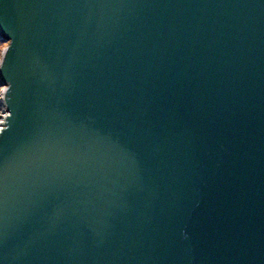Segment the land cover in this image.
Returning <instances> with one entry per match:
<instances>
[{
	"label": "water",
	"instance_id": "95a60500",
	"mask_svg": "<svg viewBox=\"0 0 264 264\" xmlns=\"http://www.w3.org/2000/svg\"><path fill=\"white\" fill-rule=\"evenodd\" d=\"M0 264H264V0H0Z\"/></svg>",
	"mask_w": 264,
	"mask_h": 264
},
{
	"label": "rangeland",
	"instance_id": "374dc122",
	"mask_svg": "<svg viewBox=\"0 0 264 264\" xmlns=\"http://www.w3.org/2000/svg\"><path fill=\"white\" fill-rule=\"evenodd\" d=\"M1 44H0V58L2 57L3 53H4V49L7 47V43L4 42V40H1ZM4 85L3 83L0 82V102L2 100V96H3V92H4ZM1 122H2V117L0 116V125H1Z\"/></svg>",
	"mask_w": 264,
	"mask_h": 264
},
{
	"label": "bare ground",
	"instance_id": "6f19581e",
	"mask_svg": "<svg viewBox=\"0 0 264 264\" xmlns=\"http://www.w3.org/2000/svg\"><path fill=\"white\" fill-rule=\"evenodd\" d=\"M1 63H2V58H0V65H1ZM4 93V92H3ZM2 93V94H3ZM3 100H4V94H3V96H2V100H1V102H0V116L2 117V119L3 118H5V105H4V103H3Z\"/></svg>",
	"mask_w": 264,
	"mask_h": 264
},
{
	"label": "trees",
	"instance_id": "16d2710c",
	"mask_svg": "<svg viewBox=\"0 0 264 264\" xmlns=\"http://www.w3.org/2000/svg\"><path fill=\"white\" fill-rule=\"evenodd\" d=\"M0 44H1V41H0Z\"/></svg>",
	"mask_w": 264,
	"mask_h": 264
}]
</instances>
